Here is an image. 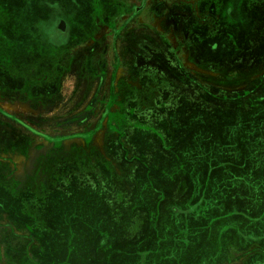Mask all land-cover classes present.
I'll return each mask as SVG.
<instances>
[{"label": "rangeland", "instance_id": "rangeland-1", "mask_svg": "<svg viewBox=\"0 0 264 264\" xmlns=\"http://www.w3.org/2000/svg\"><path fill=\"white\" fill-rule=\"evenodd\" d=\"M236 195L262 212L264 0H0V264H203Z\"/></svg>", "mask_w": 264, "mask_h": 264}, {"label": "crops", "instance_id": "crops-1", "mask_svg": "<svg viewBox=\"0 0 264 264\" xmlns=\"http://www.w3.org/2000/svg\"><path fill=\"white\" fill-rule=\"evenodd\" d=\"M69 6L70 5H68V9L64 11L67 13V15H70V11L73 13L79 12V7L76 5L71 6L70 8ZM69 9L71 10L69 11ZM82 15L83 11L81 14H77V16L80 18H82ZM71 18L73 19V17ZM74 18L78 21V17L76 18L75 16ZM227 157L231 159L233 158V156ZM208 160H210V157L201 156V159L198 163L200 173L197 177V181L199 185L205 182L206 175L210 170V167H212L211 162ZM193 165H195V163H193ZM193 167L195 168V166ZM217 182L219 183L217 184L219 187L232 184L233 188H235L238 192L243 191L245 188L250 189V186L246 185L243 179L230 177L226 179L220 178ZM253 188H255V186ZM241 196L242 195H236L238 199L234 201L230 200L229 202H221L217 199L202 202L201 205L206 207L207 210L208 208H219L217 212L219 213V217H221L223 220L225 217H230L224 215V206L249 208L247 213L237 212V214L232 216L235 220L242 219L241 217H243V219L246 221L245 226L239 227L236 225V227H231L230 221L232 220L225 221L226 226L218 232V246L212 259H209L203 264H264V204L262 212L260 214H255L253 213L256 207L255 204L253 202L246 201L245 199H241ZM186 243L190 242L188 241ZM203 250H207L206 247L203 248Z\"/></svg>", "mask_w": 264, "mask_h": 264}]
</instances>
